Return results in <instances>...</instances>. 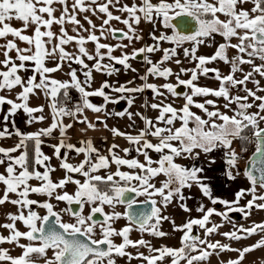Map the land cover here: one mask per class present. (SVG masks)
I'll return each mask as SVG.
<instances>
[{"label":"snow or ice","instance_id":"1","mask_svg":"<svg viewBox=\"0 0 264 264\" xmlns=\"http://www.w3.org/2000/svg\"><path fill=\"white\" fill-rule=\"evenodd\" d=\"M56 3L64 6L59 17L55 15L57 9L54 4ZM91 4H96V9H93ZM91 4L86 6L85 0H74L70 13L67 0H0V38L7 39L12 36L29 45V47L20 48L12 39H7L6 44L0 45L5 49L4 59L0 60V65L6 68L0 71V91L11 92L17 86L22 89L17 94L16 100L0 95V105L10 106V116L22 110L27 115L26 123L28 124L37 120L43 121L45 117L42 114L39 116L33 114L42 113L44 106L29 105L30 96L35 95L36 90H39L50 97L49 106L53 115L50 126L36 132L22 133L15 128L14 134L20 138L19 142L14 147H0V154H2L0 166H4V171L0 172V185H3L0 205L11 203L18 208L17 213L7 214L10 222L0 225L9 231L7 236L0 234V245L7 243L21 249L20 255L12 256L9 249L0 247V264H38L39 259H43V264H117V258H127L129 262L139 259L146 264H163L166 258H170V264H181V261H185L186 264H197V262L209 260L213 254L218 255L224 251L238 252V257L228 260L226 264H242L247 253L264 247V237L251 246L236 249L220 241L211 242L201 239L199 235L193 234V227L198 226L203 229L205 236L208 237L222 227L221 224L208 226L210 217L213 215L228 219L231 223L229 213H242L247 219L254 209L264 210V194H257V186L264 189V127L260 126L264 122V96L258 95L257 91L264 92V87L260 86L259 80L253 78L254 74L264 78V0H158L157 3H153V0H139V3L123 4L118 8V11L127 14V17L123 19L110 11V5L113 7L120 5V0H107L105 3L91 0ZM247 4L252 6L246 8ZM76 10L93 11V13L98 10L105 14L107 18L103 19L100 26V36L108 31L115 38L127 39L130 43L143 38L138 34L137 27H134V25L138 26L142 20L155 25L159 18L164 28L172 29V32L171 34L161 32L158 36L151 33L154 44L134 48L130 54L125 52L121 56H115L112 54L114 47L100 43V36H97L94 31L86 37L68 34L63 27L66 22L77 26L73 31L83 27L77 19ZM221 15L225 19H221ZM85 19L93 29L96 28L87 16ZM12 20L21 22L22 27L12 26L10 23ZM113 20L126 25L127 31L111 28L109 25ZM54 24L61 25L59 36L52 31ZM30 26H35L34 33L23 34ZM105 26L109 27L105 29ZM42 28L45 30L42 31ZM84 31L88 30L84 29ZM117 32L121 34L119 37H116ZM216 35L222 37L224 42L216 45L213 54L197 55L200 46H212L210 42L214 41ZM233 38L238 40V43H232ZM53 40L57 42L53 44ZM73 41L77 43L80 55H73L65 50L64 45ZM88 41L95 43V55L90 54L86 49L85 44ZM162 41L173 46L162 48L160 45ZM127 47L126 44L115 45V48ZM102 49L107 51L102 52ZM229 49L235 50L236 54L230 56ZM13 50L17 54L15 60L19 63H16L9 54ZM178 50L183 52L186 59L195 62V67H179V71L174 72L171 67L165 66L166 62L181 65ZM157 51L162 52V57L154 63L146 53ZM141 54H144L143 59L149 65L145 74L139 77L145 81L142 86L131 87L129 85L132 81H128L126 84L113 87L108 81H104L98 89L93 91L86 89L85 85L90 87L92 81V68L98 72L107 71L108 75L118 71L112 64L102 63L105 56L110 61L135 72L137 70L132 68L129 60L136 59ZM82 57L94 61L92 68ZM257 58L262 62L259 65L254 63ZM65 60H75L77 64L88 69L84 72L83 82L78 78L77 72L72 69L67 73L69 80L61 81L52 78L50 74L63 70L60 61ZM218 60L229 65L228 74H221L219 69L207 67ZM48 61H54V66H48ZM29 62L34 65L33 74L25 79L18 72L28 71ZM245 64L251 65L252 70L245 73L242 68ZM237 72L242 73V78L236 79ZM185 73H190L189 78L181 79V74ZM209 73H214V78L219 82L218 88L199 86L196 83L201 75L207 76ZM149 75L162 77L165 80L175 76L176 83L166 82L159 86L147 83ZM249 81L256 85L255 91L247 88ZM180 86L189 89L190 93L179 92ZM238 87L246 94L232 95ZM109 88L120 95L114 99L105 91ZM69 89H75L80 94L78 102H72ZM145 89H151L156 97L162 98L159 102L142 105V107L157 110L158 116L153 119L139 112L133 113L127 110L118 112L116 115L121 117L127 115L129 120H132L133 116H139L144 122V128L139 129L135 135L117 128L111 129L112 135L125 138L134 150L143 156V161L135 157H121L115 151L119 148L117 144H112L108 148V155H103L94 146L91 138L81 140L79 147L67 142V131L73 128L74 124H64L63 117H71L74 122L84 124L85 127L80 131L87 133L89 130H95L96 124L84 115L86 109L94 113H102L108 103H116L119 99L126 98L128 105L131 106L134 103V97L125 94L142 93ZM161 89L166 90L172 97H182L184 103L180 107H175L173 102L165 103L167 97ZM93 96L102 97L104 103L101 105L92 103L89 98ZM209 96L222 98L224 103L219 105L217 100L207 99ZM195 97L206 99L198 102L194 99ZM193 107L201 110L204 116L192 111ZM221 107L226 111H221ZM253 107H256L258 111H249ZM228 112L233 114L229 115ZM4 119L7 120L8 117ZM96 120L100 121L101 117L97 116ZM158 122H162L163 126ZM177 122L179 126H176ZM101 123L105 128L108 127L106 122L101 121ZM57 129L60 140L58 144L51 147L54 149L53 155L61 160L59 167L65 171V176L58 182H54L50 173L55 169L50 164H46L51 157L41 151V145L42 137L51 136ZM248 129H251L252 139L256 143L257 159L253 160L252 164L259 172V176L252 170L246 169L245 176L251 186L248 189L238 190L232 201L213 197L212 190L206 182L207 178L203 176V167H198L195 163L184 165L177 162V158L195 161L201 153L207 155L215 150H225L224 158L229 166L226 175L235 179L232 170L238 166L240 156L232 144L237 139L250 143V138L245 135ZM12 135L13 132L6 126L0 130V138H10ZM148 137L155 138L156 142ZM29 141L34 143L31 166L28 155ZM64 148L74 150L77 155L83 154L84 159L78 164L68 162L66 156L61 157V150ZM131 150L132 148L122 149L125 154ZM18 151H20L19 155H12ZM150 151L157 153L158 158L153 159ZM215 162L214 159L210 161V163ZM257 162L260 167H256ZM112 164L116 165L115 172L108 171L106 175L97 174L101 169H110ZM36 166H42L44 171L41 172ZM121 166H126L129 171H122ZM73 173L80 174L84 178L83 181L74 179L71 175ZM160 176L164 179L159 181L157 186L155 181ZM32 180L40 183L34 186L30 183ZM70 183L76 185L72 194L64 190ZM193 186H197L213 205H224L226 211L218 212L214 207L205 210L201 206L197 209L202 213L200 218H190L182 225H176L163 210L176 201L183 211L191 212L192 209L183 203L186 200L183 190ZM128 193H134L136 197L144 196L146 199L137 201L135 197L129 198ZM10 194H15L16 198L12 199ZM33 194L44 199L41 201L30 198ZM246 195H251V199L240 206L241 199ZM156 197H160L159 202ZM53 199L57 202H66L69 207L59 212L55 211V206L51 202ZM137 203L150 204L151 207L129 211ZM73 204L79 206L78 211L70 207ZM117 204L126 205L124 213L105 212V205L115 209ZM33 205L45 209L46 214L40 215L32 209ZM86 205L90 206L88 215H84L83 211ZM62 214L73 216L75 222H63ZM96 214H100L103 219H94ZM122 217L126 218L128 223L120 229L115 228L114 223ZM18 221L23 223L26 231L17 228ZM165 221L171 222L173 231L182 232L181 247H154L143 238L135 241L130 238V233L134 230L154 237H167L169 233L161 229ZM97 228L100 233L99 238H96ZM257 231L264 232V222L253 223L251 227L234 225V230L223 232L221 235L230 240L239 241ZM117 237L121 238L120 243L115 242ZM21 239L28 243H21ZM129 247L137 249L146 247L150 254L145 255L137 251L133 255L127 251ZM49 251L52 253L50 257ZM34 255L36 259H33Z\"/></svg>","mask_w":264,"mask_h":264},{"label":"crops","instance_id":"2","mask_svg":"<svg viewBox=\"0 0 264 264\" xmlns=\"http://www.w3.org/2000/svg\"><path fill=\"white\" fill-rule=\"evenodd\" d=\"M73 2L74 0H67L69 11L72 10L71 5L73 4ZM85 4L86 5L91 4V0H88V2L86 1ZM54 7L57 9L55 15L59 17L64 6L59 3H56L54 4ZM220 18L225 19L223 15H221ZM10 23L14 27H17V28L22 27V24L19 21L12 20L10 21ZM54 25H58V24H54ZM54 25L52 26V29ZM34 27L35 26H30L28 29L24 31L23 34L32 35L34 33ZM7 39L15 40L18 47L20 48L29 47L28 44H26L23 41L18 40V38L9 36L7 37ZM7 39L0 38V45L6 44ZM56 42H57L56 40H53V44H55ZM88 42L91 43V41H88ZM115 42H116L115 44H118L116 40ZM222 42H224L223 38L220 37L219 35H216L214 38V41L210 42L212 46H204V45L200 46L198 49L197 55H205V56L212 55L213 52L215 51L216 45ZM231 42L238 43V40L233 38ZM151 44L153 43H149L148 45H151ZM185 46H188V45H185ZM49 47H51V45H49ZM64 47L68 53H71L73 55H80L78 51V45L75 41L70 42L67 45H64ZM86 49L88 50L90 54L95 55V50L88 49V48ZM135 49H138V48H135ZM4 50H5L4 48L0 47V60L4 59V56H3ZM132 50L133 49L131 50L130 49L128 50L114 49L112 54L115 56H121L122 53H125V52L130 54ZM101 51L106 52L107 50L102 49ZM9 54L16 63H19L18 60H15L17 54L14 50L11 51ZM235 54H236L235 50L229 49L230 56L235 55ZM146 55H148L149 58L154 63L160 60L162 57V55L157 56L156 53H146ZM178 56L182 62L181 65L172 66L171 64L172 62H166L165 66L171 67L174 72H178L179 67H184V68L195 67V62L190 61L189 59H186L182 51L180 52ZM82 58L85 60V63L88 64L90 68H92L94 61H90L86 57H82ZM54 63H55L54 61H48V66H54ZM60 63L63 65V70L50 74L52 78H56L61 81L69 80L70 77L67 75V73L69 72L70 69H72L77 72L78 78L82 82L85 80L84 72L87 71L88 69H85L83 65L77 64L75 60H65V61H60ZM102 63L112 64L118 71L113 73L112 75H108L107 71L98 72L94 68H92V81H91L90 87L85 85L87 90L93 91L95 89L100 88L104 81H108V83L112 85L113 87L119 86L121 84H126L128 81H132V84L129 85L131 87H139L145 83V81H142L139 78L140 76L145 74L147 68L149 67V65L146 64L143 58L142 59L136 58V59L129 60V63L131 64L132 68H135L137 70L135 72L131 71L130 69H126L123 65L116 64L114 61H110L107 58V56H105V59ZM254 63L259 65L262 62L257 58L254 60ZM33 67L34 65H32L31 62H29V70L28 71L20 70L18 74L21 77L26 79L27 77L33 74V71H32ZM207 67L217 68L220 70L221 74H228L230 70L229 65L219 60L212 62L211 64L207 65ZM242 68L245 73L252 70V66L247 65V64L242 65ZM3 70H6L5 66L0 65V71H3ZM189 76H190V73H185V74H181L180 78L188 79ZM235 77L236 79L242 78V73L237 72L235 74ZM253 78L255 80H259L260 86L264 87V78L260 77L259 74H254ZM38 81H39V76L37 74V82ZM146 82L154 83L159 86L166 82L176 83V79H175V76L169 77L167 80H165L162 77H156V76L149 75L148 80ZM196 83L199 86H206V87L213 88V89H216L219 87V82L214 78V73H209L207 76L201 75L199 77V80ZM247 88L255 91L256 85L252 83L251 81H249L247 82ZM21 90L22 89L19 86H17L11 92L7 90L0 91V95H5L13 100H16L17 94ZM105 91L114 99H116L120 95L112 91L111 88L105 89ZM161 91H164L167 97V99L164 101L165 103L173 102L175 107H180L184 103V100L182 97L181 98L172 97L171 94L166 92V90L161 89ZM185 92L190 93V90L186 89ZM237 94L243 96L246 93L240 90V88L238 87L237 90L232 92V95H237ZM257 94L264 96V92H261V91H257ZM125 95L134 97V103L131 106L128 105L127 98H126V99H119L118 102L116 103H108L105 107V111L102 113H94L91 110L86 109L84 112V115L88 117L89 121L96 124V129L89 130L87 133H81L80 131V129L85 127L84 124L74 122L71 117H63L62 120L64 124H69V123L74 124V127L67 131V137H66L67 142L72 143L76 145L77 147H79L81 146L80 145L81 140H86L88 138H91L94 143V146L103 155H108V148L112 144H117L119 145V148L115 149V151L121 157H124V158L135 157L143 161V156L139 155L134 150L133 146L130 145L129 142L125 138L113 136L111 133V129L117 128L123 132H127L133 135L137 134V131L139 129L144 128L143 120L139 116H133L132 120H129L127 115L121 117V116L116 115V113L127 110L133 113L139 112V113H142L143 116L154 119L155 117L158 116V111L153 110L148 107H142V105H144L145 103L150 104L153 102H159L162 98L156 97L151 89H145L142 93L125 94ZM89 99L91 100L92 103L96 105H101L104 103L102 97L93 96V97H90ZM194 99H196L198 102H203V100L206 98L205 97H195ZM207 99L217 100V103L219 105H222L224 103L222 98L218 99L216 97L209 96L207 97ZM249 102H251V98H249ZM256 103L258 104L259 102L257 101ZM29 105L31 107H37V106L43 105L44 106L43 112L34 113L33 115L39 116L42 114L45 117V119L43 121L37 120L33 122L32 124H28L26 123L27 115L22 110L19 111L16 115L10 116L9 115L10 106L7 104L0 105V130H3L6 126L9 131L13 132V135L10 138L9 137L0 138V147H5V148L14 147L19 142L20 138L14 134L15 128H18L22 133H31V132H36L42 128H47L53 122V115L51 112V108L49 106L50 97L46 96L43 92L36 90V94L30 96ZM233 107H235V105H233ZM210 110H211V107H210ZM220 110L226 111L225 109H223V107H221ZM192 111L196 112L197 114L201 116H204V113L195 107L192 108ZM249 111L256 112L258 111V109L256 107H253ZM228 114L232 115L233 113L228 112ZM97 116L101 117L100 121L96 120ZM4 117H8V119L5 120ZM13 121L15 122L14 124H13ZM101 121L106 122L108 127L105 128L104 124L101 123ZM158 123H160L161 126H163L162 122H158ZM130 124L133 126L130 127L129 126ZM176 126H179V122H177ZM263 126H264V122L261 123V127ZM148 138L151 139L153 142H156L155 138L153 137H148ZM42 140H43V143L41 145V151L45 155H48L49 157H51V160L46 162V164H50V166L55 169V171L50 173L51 179L54 182H58L61 178L65 176V171L59 167L61 160L57 159L53 155L54 149L53 147H51V145H56L59 143V140H60L59 130L58 129L54 130L51 136L42 137ZM242 146H243V141L239 139L233 141L232 147L236 150L237 153H239V155L241 151L243 150ZM30 147L33 149V155H34V143L32 141L28 142V150ZM124 148H132V150L129 153L125 154L122 151V149ZM224 151L225 150H215L212 153H209L207 155L201 153L200 157L195 161L177 158V162L184 164V165H191L195 163L198 167H203L204 168L203 176L207 178L206 182L209 184L212 190L213 197L227 199L229 201H232L235 199V193L238 190L248 189L251 186V183L245 176V164H243V162H241L240 160H238V166L232 170L233 175L235 176V179H231L228 177V175H226L227 171L229 170V166L227 165L226 159L224 158ZM19 154H20V151L13 153L12 155L16 156ZM150 155L153 157V159L158 158V154L155 152L150 151ZM0 156H2V154H0ZM65 156L68 158V162L73 163V164H78L84 159L83 154L77 155L74 150H69L66 148L61 150V157L63 158ZM213 159L216 162L210 163V161H212ZM36 167L41 172L44 171V168L42 166H36ZM121 170L129 171V169L126 166H121ZM3 171H4V166H0V172H3ZM108 171L115 172L116 165L114 164L110 165V169L108 170L101 169L99 173L97 174L106 175ZM71 175L73 176L74 179H80L81 181H83L84 179L80 174L73 173ZM30 183L35 186V185H38L40 182L36 180H32L30 181ZM70 186H76V185L70 183L66 185V188L64 190H68L69 189L68 187ZM257 188H258L257 194H264V189L259 188V186H257ZM2 192H3V185H0V195H2ZM183 192L186 197V200L183 201V203H186L187 206L190 209H192L191 212L183 211L178 206V203L176 201H174L171 205H169L167 208L163 210L164 214L170 216L172 220L175 221L176 225H182L190 218H200L202 216V213L197 211V209L201 206H203L205 210L209 207H214L216 208L218 212L226 211V207L224 205H221V204L213 205L211 201L209 200V198L205 197L197 186H193L190 189L185 188ZM248 199H251V195H246L243 199H241L240 206L245 205ZM241 215H242L241 219H236L233 215H231V213H229L230 219L235 220L237 222H241L245 219L242 213ZM218 217H221V216H218ZM169 222L165 221V224ZM165 228H167L166 225H165ZM169 230L172 231L170 233L181 232V231H173L171 222L169 223ZM33 259H36V258H33ZM38 264H43V259H39Z\"/></svg>","mask_w":264,"mask_h":264},{"label":"rangeland","instance_id":"3","mask_svg":"<svg viewBox=\"0 0 264 264\" xmlns=\"http://www.w3.org/2000/svg\"><path fill=\"white\" fill-rule=\"evenodd\" d=\"M88 2V0H85V2ZM107 2V0H97V3H105ZM133 2L139 3V0H120V5H116L115 7L110 5V11L113 12L114 15H120L123 18L127 17L126 13H122L120 11H118V8L123 5V4H129L131 5ZM158 0H153V3H157ZM87 6V5H86ZM252 5L251 4H247L245 5L246 8H250ZM91 7L93 9H96V4H91ZM70 13L72 12V10L69 11ZM76 16L77 19L80 21V24L83 26L82 28H78V31H73L74 28H77L76 25H73L71 23H65L63 25V27L65 28V30L68 32L69 35H73L76 36L77 34L79 35H83V36H87L90 32H95V34L97 36H100V26L103 22V19H106V15L103 13H100L98 10L95 11V13H93V11H88V12H79V10H76ZM85 16L88 17V19H90L92 21V23L96 26L95 29H93L91 27V25H89L88 21L85 19ZM111 28L113 29H123L124 31H127V26L124 25L123 23L119 22V21H111L110 25ZM109 26H105V29H107ZM137 27V32L140 36H142L143 38L141 40H133L131 43L127 40V39H116L113 35L109 34L108 31L104 32L103 36H100V43H106L109 44L111 46L114 47V49H119V50H128V49H134V48H140L143 47L145 45H148L149 43H155V41L152 40L151 38V33H154L155 35H159L161 32H165L167 34H171L172 29H165L163 24L159 22V18H158V22L153 25L152 23H148L144 20L141 21V23ZM60 28L61 25H54L52 31L54 33L57 34V36L60 35ZM84 29H87L88 31H84ZM43 30V28H42ZM115 40L117 41L118 44H126L128 45L127 48H115ZM160 45L162 48H168V47H172L173 45H171L168 42H160ZM86 48L88 49H93L95 50V43L94 42H86L85 45ZM181 50H178V55L180 54ZM157 56H161L162 52L157 51L155 52ZM159 61V60H158ZM172 66H177L174 62L171 63ZM261 126V125H260ZM164 179L163 176H160L155 182L157 183V186H159V181H162ZM76 186H70L68 187L69 189L67 190L70 194L74 193ZM10 197L12 199H15L16 196L15 194H10ZM30 198L32 199H37V200H43L44 197L38 196V195H31ZM157 201L160 200V197H156ZM51 202L54 204L55 211H60L63 208L68 207V204L66 202H57L55 201V199L51 200ZM259 202V201H258ZM105 212L106 213H111L113 211H117L120 213H124V208L122 206H120V204H117L115 206V209H113L112 207L105 205ZM32 209L37 211L40 215H45L46 214V210L39 208L38 205H33ZM25 213H27V209L24 210ZM84 215H88L90 212V206L86 205L84 208ZM18 212V208L15 205H12L11 203H5L4 205H0V225L10 222L7 219V214L8 213H17ZM62 220L63 222H70V223H74L75 222V218L69 214H62ZM169 222V221H167ZM264 222V210H256L254 209L251 213V216L247 219H244L241 222H237L235 220L231 219V223L229 222L228 219H225L223 217H218L217 215H214L212 217H210V221L208 226H211L212 224H221L222 227H220L218 229V231L216 233L211 234L210 236L206 237L204 234V230L200 229L199 233H200V237L201 239H207L210 240L211 242H215V241H220L222 244H229L232 248H236V249H242L245 246H251L253 244H255L259 239H261V237H264V232L261 231H257V233L245 238V239H241L239 241H235V240H230L226 237H224L223 235H221V233L223 232H228V231H232L234 230V225L236 227H239L241 225H243L244 227H251L253 225V223H261ZM128 223L127 219L122 217L119 220H117L114 223V227L117 229L122 228L123 226H125ZM170 223V222H169ZM169 223L165 224V222L162 223L161 225V229L167 233H169V235L167 237L164 238H159V237H154L148 233H140L136 230L132 231L130 233V238L132 240H138L140 238H143L147 241H150V238L152 237V240L155 242H172V243H177L180 242L181 237H182V232H179V234L177 233H170L172 231L169 230ZM165 225L167 226V228H165ZM17 228L21 231H26V227L23 225L22 222H17ZM0 234H3L5 236L9 235V231L7 229H4L2 227H0ZM100 233H99V229L97 228V232H96V238H99ZM21 243H28V241L21 239L20 241ZM115 242L116 243H120L121 242V238L117 237L115 238ZM0 247L3 248H7L10 251V254L12 256H18L21 254V249L18 246H14V245H10L7 243H4L3 245H0ZM181 246H174V248H179ZM200 247H206V246H200ZM146 247H141V248H132L129 247L127 249V251H129L130 253H132L133 255L136 254L137 251L139 252H143L145 255H149V251L145 249ZM208 251H212L211 249H208ZM154 254V253H153ZM196 254V253H193ZM52 255L51 251L48 252V256L50 257ZM238 257V252L235 251H224V252H220L218 255L217 254H213L209 260L207 261H201V262H197V264H226V262L230 259H236ZM33 258H36V256L34 255ZM117 264H146V262H142L139 259H133L130 262L127 260V258H117ZM163 264H170V261H166V259L163 261ZM181 264H186L185 261H181ZM242 264H264V247H260L259 249H255L253 251H251L250 253H247L245 255L244 260L242 261Z\"/></svg>","mask_w":264,"mask_h":264},{"label":"water","instance_id":"4","mask_svg":"<svg viewBox=\"0 0 264 264\" xmlns=\"http://www.w3.org/2000/svg\"><path fill=\"white\" fill-rule=\"evenodd\" d=\"M173 23H175V21ZM120 35L121 34L119 32L116 33V37H119ZM143 55L144 54H141V55L137 56V59H142L143 58ZM178 91L179 92H185L186 91V88H184L183 86H180V88L178 89ZM256 159H257V154L254 151L250 155V157L247 159V161H246L245 170L246 169L252 170L255 175L259 176V172L256 171V168H254L253 167V164H252V161L253 160H256ZM256 167H260L259 162H257ZM132 197H136L135 194L133 196H131L130 198H132ZM70 207H72L73 210H77V211L79 210V206L78 205L73 204ZM150 207H151L150 204L145 205V204L137 203V204L133 205L132 209L129 210V211H137V210H140V209H148ZM231 215H233L236 219H241L242 218L241 213H238V212H232ZM51 219H54V218H51ZM94 219H96V220H102L103 217L100 214H96V216L94 217ZM196 235H197V233H196Z\"/></svg>","mask_w":264,"mask_h":264},{"label":"built area","instance_id":"5","mask_svg":"<svg viewBox=\"0 0 264 264\" xmlns=\"http://www.w3.org/2000/svg\"><path fill=\"white\" fill-rule=\"evenodd\" d=\"M69 94L72 97V102H78L80 100V94L75 90V89H69ZM71 106V105H69ZM251 142H247V146L244 149H247L246 151L242 150L240 153V161L243 162V164H246L247 159L250 157V155L255 151L256 149V143L255 140L252 139V131L251 129H249L248 132H246V134Z\"/></svg>","mask_w":264,"mask_h":264},{"label":"flooded vegetation","instance_id":"6","mask_svg":"<svg viewBox=\"0 0 264 264\" xmlns=\"http://www.w3.org/2000/svg\"><path fill=\"white\" fill-rule=\"evenodd\" d=\"M133 183H135V182H133ZM128 195V197L130 198L131 196H133L134 195V193H128L127 194ZM136 199H137V201H144L145 199H146V197H144V196H139V197H135ZM159 202V201H158ZM120 206H122L123 208H124V212H125V210H126V205H120ZM68 207H69V205H68ZM199 230H200V228L198 227V226H194L193 227V234L194 235H196V233H197V235H199L200 236V233H199ZM177 234H179V233H177ZM150 243H151V245H153L154 247H161V246H169V247H174V246H181V240H180V242H177V243H172V242H155V241H153L152 240V237L150 238V241H149ZM141 248V247H140ZM146 250H148V248H145ZM166 261H170V258H166Z\"/></svg>","mask_w":264,"mask_h":264},{"label":"trees","instance_id":"7","mask_svg":"<svg viewBox=\"0 0 264 264\" xmlns=\"http://www.w3.org/2000/svg\"><path fill=\"white\" fill-rule=\"evenodd\" d=\"M248 131H249V129L246 130V132H248ZM246 146H247V142L243 141V146H242L243 149L246 148ZM28 155H29V164L31 166V162H32V159H33V149L31 147L28 150Z\"/></svg>","mask_w":264,"mask_h":264}]
</instances>
